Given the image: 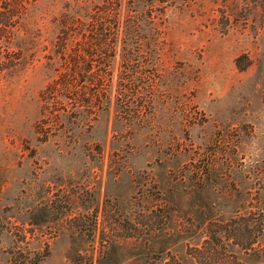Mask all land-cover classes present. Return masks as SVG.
Returning a JSON list of instances; mask_svg holds the SVG:
<instances>
[{
    "label": "rangeland",
    "instance_id": "obj_1",
    "mask_svg": "<svg viewBox=\"0 0 264 264\" xmlns=\"http://www.w3.org/2000/svg\"><path fill=\"white\" fill-rule=\"evenodd\" d=\"M15 30L0 264H200L211 220L235 217L239 260L264 264V0H35Z\"/></svg>",
    "mask_w": 264,
    "mask_h": 264
},
{
    "label": "trees",
    "instance_id": "obj_2",
    "mask_svg": "<svg viewBox=\"0 0 264 264\" xmlns=\"http://www.w3.org/2000/svg\"><path fill=\"white\" fill-rule=\"evenodd\" d=\"M35 0H0V38L4 35L7 38L13 37L15 33V28L19 23V19L23 17L27 11L28 6ZM150 3L161 2L169 3L170 0H146ZM162 11H165L164 6ZM112 9L107 10H97L95 12L87 11L86 16L88 20L93 22V27H102L106 22L105 19L108 18L106 15H110ZM105 15V16H104ZM119 15L112 17L110 22L117 21L116 18ZM65 24L62 25L64 29V34L66 36H71L74 32H77L76 28L79 29L78 33H82L83 30L80 27H86L83 19L79 18L76 14H65L64 16ZM88 30V29H87ZM90 31H94L93 28ZM95 32L96 29H95ZM77 57V56H75ZM72 70L69 73L70 77L68 81H78L77 76L82 73V63L78 58L73 59ZM211 226L215 228L212 234H210V239L206 242L205 247L198 249V256L200 264H242L239 260L238 251L234 247L236 245L241 251L243 249L244 243L242 238H237L242 235L243 224L238 217L230 218L227 220H211ZM231 239H233L231 241ZM231 248V249H229ZM233 248V249H232ZM171 264H182L181 260L173 258Z\"/></svg>",
    "mask_w": 264,
    "mask_h": 264
}]
</instances>
